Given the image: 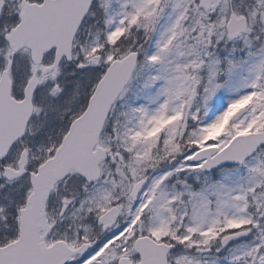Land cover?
I'll list each match as a JSON object with an SVG mask.
<instances>
[{
  "label": "snow or ice",
  "instance_id": "snow-or-ice-1",
  "mask_svg": "<svg viewBox=\"0 0 264 264\" xmlns=\"http://www.w3.org/2000/svg\"><path fill=\"white\" fill-rule=\"evenodd\" d=\"M0 264H264V0H0Z\"/></svg>",
  "mask_w": 264,
  "mask_h": 264
}]
</instances>
